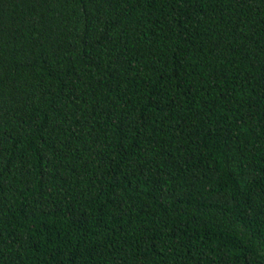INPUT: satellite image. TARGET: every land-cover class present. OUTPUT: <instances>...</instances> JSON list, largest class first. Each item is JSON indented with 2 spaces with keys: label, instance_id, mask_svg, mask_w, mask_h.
I'll return each instance as SVG.
<instances>
[{
  "label": "trees",
  "instance_id": "16d2710c",
  "mask_svg": "<svg viewBox=\"0 0 264 264\" xmlns=\"http://www.w3.org/2000/svg\"><path fill=\"white\" fill-rule=\"evenodd\" d=\"M0 264H264V0H0Z\"/></svg>",
  "mask_w": 264,
  "mask_h": 264
}]
</instances>
